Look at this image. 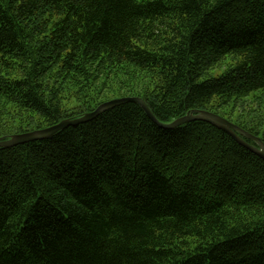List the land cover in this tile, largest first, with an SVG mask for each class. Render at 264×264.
<instances>
[{
    "label": "trees",
    "instance_id": "16d2710c",
    "mask_svg": "<svg viewBox=\"0 0 264 264\" xmlns=\"http://www.w3.org/2000/svg\"><path fill=\"white\" fill-rule=\"evenodd\" d=\"M125 96L264 142V0H0V138ZM0 264H264V160L135 102L0 147Z\"/></svg>",
    "mask_w": 264,
    "mask_h": 264
},
{
    "label": "water",
    "instance_id": "95a60500",
    "mask_svg": "<svg viewBox=\"0 0 264 264\" xmlns=\"http://www.w3.org/2000/svg\"><path fill=\"white\" fill-rule=\"evenodd\" d=\"M127 102H135L138 103L148 117L153 120L158 126L163 128H174L176 126L185 124L190 121L199 120L205 121L218 129L224 131L228 135H230L235 141H237L240 145L246 147L256 155H258L261 159L264 160V142L263 140L254 135L247 130L243 129L239 125L235 124L234 122L230 121L229 119L208 111V110H192L184 116H181L170 123H162L160 122L151 112L148 105L145 101L138 97V96H125V97H117L107 101L100 103L94 110L88 111L78 117L75 118H66L61 120L60 122L40 128L29 130L21 133H14L7 137L0 138V147H13L19 144H24L32 141L48 139L56 132L63 130L69 126H75L81 123H86L101 113L114 108L120 104H124ZM248 140L254 142L250 143Z\"/></svg>",
    "mask_w": 264,
    "mask_h": 264
},
{
    "label": "rangeland",
    "instance_id": "374dc122",
    "mask_svg": "<svg viewBox=\"0 0 264 264\" xmlns=\"http://www.w3.org/2000/svg\"><path fill=\"white\" fill-rule=\"evenodd\" d=\"M220 72H221V68L217 67V68H215V69H212V70L210 71V75H212V76H217V75H219V74H220ZM75 105H76V104H75L74 102H72V103H70V104H69V106H68V107H71V108H73ZM251 105H253V106H254V103H253V104H251ZM257 105H258V104H257Z\"/></svg>",
    "mask_w": 264,
    "mask_h": 264
}]
</instances>
